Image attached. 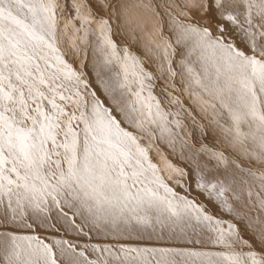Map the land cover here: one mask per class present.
I'll return each instance as SVG.
<instances>
[{
  "label": "snow or ice",
  "instance_id": "obj_1",
  "mask_svg": "<svg viewBox=\"0 0 264 264\" xmlns=\"http://www.w3.org/2000/svg\"><path fill=\"white\" fill-rule=\"evenodd\" d=\"M0 264H264V0H0Z\"/></svg>",
  "mask_w": 264,
  "mask_h": 264
},
{
  "label": "clouds",
  "instance_id": "obj_2",
  "mask_svg": "<svg viewBox=\"0 0 264 264\" xmlns=\"http://www.w3.org/2000/svg\"><path fill=\"white\" fill-rule=\"evenodd\" d=\"M127 20H128V17L125 16V29L126 30L129 27ZM142 44L146 49L151 47L153 50H155L157 48L159 42L157 40H155V38L150 39L147 35H145L143 40H142Z\"/></svg>",
  "mask_w": 264,
  "mask_h": 264
}]
</instances>
